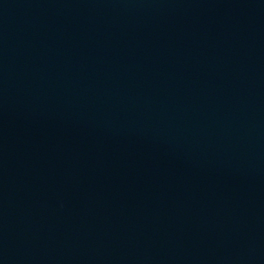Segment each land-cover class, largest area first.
I'll return each instance as SVG.
<instances>
[{"label": "water", "instance_id": "1", "mask_svg": "<svg viewBox=\"0 0 264 264\" xmlns=\"http://www.w3.org/2000/svg\"><path fill=\"white\" fill-rule=\"evenodd\" d=\"M0 264H264V0H0Z\"/></svg>", "mask_w": 264, "mask_h": 264}]
</instances>
